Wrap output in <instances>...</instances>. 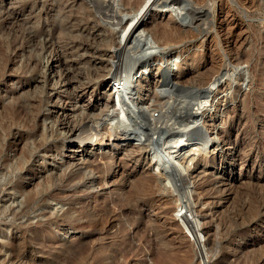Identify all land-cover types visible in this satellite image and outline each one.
<instances>
[{"label":"rangeland","instance_id":"374dc122","mask_svg":"<svg viewBox=\"0 0 264 264\" xmlns=\"http://www.w3.org/2000/svg\"><path fill=\"white\" fill-rule=\"evenodd\" d=\"M119 1L0 0V264H199L176 213L185 198L183 185L190 182L205 224L204 264H264V0H207L212 8L197 10L194 23L185 10L178 19L175 7V14L152 7L151 19L176 18L195 29L201 20L203 29L212 28L222 9L238 22L233 33L240 54L223 61L233 89L212 119L228 143L197 160L172 191L155 173L156 159L141 162L134 148L148 137L157 144V135L182 128L198 93L167 85L157 90L164 98L156 110L136 109L131 100L140 84H130L124 74L135 60L138 66L148 60L154 72L175 60L184 69L171 76L188 74L189 85L197 64L185 59L198 53L203 62L206 53L204 69L215 70L213 59L228 47L220 43L225 31L216 33L219 44L211 49L198 38L161 48L137 32L130 52L123 53L121 27L134 7ZM118 79L121 92L102 95ZM101 98L111 106L101 105ZM114 101L121 102L115 107ZM152 114L157 119L144 117ZM98 129L121 135L110 164L106 154L114 138L95 140ZM78 167L90 170L95 181L69 178ZM143 168L159 183L143 180ZM84 205L98 214L91 207L66 212ZM84 222L85 228L76 226Z\"/></svg>","mask_w":264,"mask_h":264},{"label":"bare ground","instance_id":"6f19581e","mask_svg":"<svg viewBox=\"0 0 264 264\" xmlns=\"http://www.w3.org/2000/svg\"><path fill=\"white\" fill-rule=\"evenodd\" d=\"M112 1L114 2L116 0H112ZM127 1L133 5V7H134L133 12L134 13H133V17H131V18L126 17L127 18L126 24L121 27L122 29H121V33H120V39H119V46L120 47H118V48L120 50H122L123 53H129L130 52V50H131L130 45H132L133 39H135V34L137 35V32H141V33L145 32L146 33L145 34L146 39L148 40L151 36L152 38H154L153 40H156L158 42V44L161 48H164L165 46L170 45L175 40H183V39H188V38H189V40H190V38H193V39L195 38L194 40L197 43L198 41L196 40V38H198V39H200V42L203 44L205 42H208L207 48L211 49V48H213V46H214V48H217V46L219 44L218 41H213L216 33L218 35V31H225L224 32V38L221 39L220 43L225 42V44L227 43L228 47H225V53H220L217 58L213 59L214 57L212 55V57H213L212 59L214 60V62H216L215 65H217V67L215 66L216 67L215 70L212 71V70L204 69L205 66L207 65V59L209 58L206 56V53L202 54L203 60H204L203 62L197 61L198 53H195V54L190 53V55L185 59V61H187V62L192 61L193 63L197 64V69H196V74H195L196 78L194 77L195 81L190 82L191 84H189V85L187 84L188 74H177V75L171 76V74L173 72H175V69H184V67L179 68L178 66L181 65L180 64L181 62L179 63L178 61H175V60L174 61L172 60L169 64L167 62L168 65L166 66V69H161L160 71L154 72V71H151L152 68H149L150 62H148V60L145 62H142L138 66L137 65L138 62H136V60H135V62H132L134 59L132 61L130 59L132 64H130L131 62L129 63L130 67L127 71V74H124L125 75L124 78H126V80L128 79L130 84H134L135 82H137V84H140L139 86L137 85V87H136V92H134L133 99H132L133 101L131 99H129V100H131V103L132 102L135 103V105L137 107L136 109L139 108L141 110V108L146 106V109L152 108V109L156 110V108L158 106L157 104L159 103V101L161 103L162 98H164L163 97L164 95L160 96L159 93L157 92V90L161 89V87L163 88L164 86H167V85H170L172 87L176 86V88H182L184 90H191L192 89L198 93L196 105L193 108L191 107L189 109L188 115L186 117H182V120H185L188 117L190 118V120H188L187 123H185L182 128H178L179 130H175V131H168L169 133L167 135L163 134L162 137H160L157 135L158 132H156L157 130L155 129V127L152 126V128H154V129H152V131H154V133H156L157 140L160 142V144L158 143V141H157L158 145L156 143H154L152 141L153 137L152 138L148 137L144 142L138 144V146H136L134 148L137 151H140V161L141 162H144V161H149V162L151 161L152 162L154 159H156L153 169H154V171H156L155 173H157L158 176L166 179L165 185L163 187H165V188L167 187V189H169V191H172V190L176 189L177 184H179L180 182L183 185V181L184 182L186 181V179L188 178L187 176L189 175V171L191 170L192 167H194L197 160L203 161L204 159H207L209 157L208 156L209 153H211L213 155H215L216 153H219V151L223 150L224 146L227 145V143H228L227 139L225 138L224 134L221 131V128H219V126L217 124L215 125L213 122L214 120L212 121V119L214 117H216L220 111L219 110L220 107L218 108L217 105L220 102L227 100L228 94L231 93L232 89H233L231 79L229 78L230 73L225 70L226 69L224 66L225 63L223 61L225 60V58H227L226 60L228 61L230 56H233L235 54H240V51L237 47V39H235L236 37L234 36V33H233L234 27L238 25V22H237L235 16L230 14V11H228V10L226 11L224 9L221 10V12H224V14H222L221 17L217 16V18L213 21V25H211L212 28H210V29H209V25L207 28L203 29V27H202L203 25L201 22H203L204 20H201V22L200 21L195 22L196 23L195 26H197L196 29L193 26H190V25L185 26L180 21L179 22L177 21L179 18H181L182 14H184V10H185V12L188 13L187 15L188 16L190 15V19H191L190 22L194 23V19L196 18L195 14H197V12H198L197 10L205 9V11H209L210 8H212L211 5H209L207 3V0H177L176 2H178V3L176 5L171 4V3L170 4L165 3V1H167V0H164V2L162 4H160V2H162V1L157 3V2H155V0H134V1L127 0ZM106 2H107V0H106ZM119 2H117V3H119ZM123 2H125V1H123ZM167 2H169V1H167ZM173 2H174V0H173ZM110 3H111V1H110ZM178 4H180L181 6H179ZM188 4L191 5L192 7L188 8L187 7ZM193 4L194 5H196V4H202V5L207 4L209 6V9L203 8V6L197 8ZM125 5H126V3H125ZM154 6H157V7L162 6V11L164 10V11H168L169 13H174V14H175V12H172V11H173V8L175 7L176 8V14H177L176 18L178 17V19L176 20V18H175V19H173V21L172 20L171 21H165L161 18L151 19L150 15L152 14L153 10L155 9V8L154 9L152 8ZM115 11H118V9ZM193 11H194V13H193ZM172 16H174V15H172ZM208 21H210V20H208ZM122 25H123V23H122ZM152 38H150V39H152ZM153 40H151V41H153ZM215 40H218V39H215ZM191 44H193V40H192ZM173 45H174V43H173ZM188 46H190V45H188ZM220 50H222V49H220ZM206 52H208V51H206ZM119 53H120V51H119ZM169 55H171V54H169ZM131 57L132 56L130 55V58ZM133 58H134V56H133ZM125 64L127 66L126 62H125ZM211 65H214V64H211ZM161 66L162 65L160 64V66L158 68H161ZM175 66H177V68ZM164 68H165V66H164ZM167 69H168V72L166 71ZM144 75H146L145 78L141 79V77H143ZM189 77H190V74H189ZM124 78L122 77L120 79L123 81ZM227 79H230V81L228 83H226ZM190 80H192V79H190ZM120 82L121 81H119V79L116 81H113V83L109 86L108 90L106 88L105 89L103 88L104 90H103L102 95L111 96L112 94H115L116 90H117L116 93L121 92V91H119L120 87L122 86V85L120 86ZM130 84H128V85H130ZM236 89H237V87H236ZM172 94H173V92L170 93V95H172ZM175 94H177V93L175 92ZM118 95H120V94H118ZM116 98H120V97L116 96ZM130 98H132V97H130ZM100 100L102 101L101 105H104L106 107L111 106L109 99H105L103 101V99L101 98ZM120 102H118V103H120ZM118 103H116L114 101V103H112V106L117 107ZM155 103H157V104H155ZM133 106H134V104H133ZM106 109H108V108H106ZM134 109H135V107H134ZM144 110H145V108H144ZM227 113H228V111H227ZM144 117L149 119L150 121L156 118L154 114H152L151 117H149L148 115H146ZM222 118H224V117H221V120H223ZM148 124L150 127V122H148ZM119 134L120 133H118V134L113 133L109 129L108 130L106 129L105 131L98 129V131L96 133H94L95 136H98V138H96L95 140H101L100 142H102V143L107 137L110 140H112V138H114V140H113L114 143H111L110 155L106 154V158L108 159V160H106L107 164H110V162H113V160H115V158H116L115 154L112 155V150L117 149L119 146L118 139H119V136H121ZM117 135H119V136H117ZM92 139L94 140V138H92ZM159 146H160V148H159ZM83 168H85V167H83ZM90 169H91V167H90ZM144 169L145 168H143V171H144V173H143L144 175L142 176L143 180H145V178H146L147 180L150 179L154 182L159 183V180L157 178L158 176H156V174L152 170H150V169L144 170ZM85 170L86 169H83V171H82V169L80 170V168L78 167V172H76V173L71 172L72 174L69 175L70 176L69 178H73V179L77 178V177L80 178L79 175H81V180L86 179L87 182L88 181L94 182L95 181V179L93 178L94 175L92 173H89L90 170L88 171V173L86 172L87 170L86 171ZM91 170H93V169H91ZM187 183H189V182H187ZM86 184H88V183H86ZM158 187L160 188L161 186H158ZM163 187H161V188H163ZM183 188H184L185 198H183L184 200H182L180 202V205L178 206L179 210L177 208L176 213H179V211H180V214L183 217L182 221L184 223H182V226L184 228V231H186L188 233V235L191 236L192 241L194 242V244L196 246L197 257H198V259H201V258H203V255H204L205 249H206V238L203 236L202 228H201L202 226L204 228L205 224L203 222V218L197 213L198 211H197L196 207L198 205H197L196 198L194 196V192H195L194 189L195 188L193 189V185L191 184V182H190V184H187V185L185 184V186L183 185ZM170 194H171V192L169 193V196H170ZM162 198H163V195H162ZM85 207L89 208L91 206L84 205L83 208H81V209L74 207V206H71L68 208V210L66 212H67V214L72 213V212L73 213L74 212L81 213V211ZM92 208H93V212H95L97 210V208H95V207H91V209ZM95 214H96V212H95ZM87 225H88V223L84 222L83 224H79L76 226L81 227V228H85ZM199 264H201V260H200Z\"/></svg>","mask_w":264,"mask_h":264},{"label":"built area","instance_id":"2783aa9c","mask_svg":"<svg viewBox=\"0 0 264 264\" xmlns=\"http://www.w3.org/2000/svg\"><path fill=\"white\" fill-rule=\"evenodd\" d=\"M201 260V264H204V258L199 259V262Z\"/></svg>","mask_w":264,"mask_h":264}]
</instances>
